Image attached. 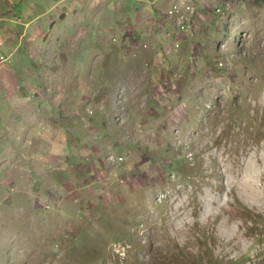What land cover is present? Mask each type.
Listing matches in <instances>:
<instances>
[{
  "label": "rangeland",
  "instance_id": "rangeland-1",
  "mask_svg": "<svg viewBox=\"0 0 264 264\" xmlns=\"http://www.w3.org/2000/svg\"><path fill=\"white\" fill-rule=\"evenodd\" d=\"M92 1L0 0V264H264V0L187 1L171 51Z\"/></svg>",
  "mask_w": 264,
  "mask_h": 264
},
{
  "label": "crops",
  "instance_id": "crops-1",
  "mask_svg": "<svg viewBox=\"0 0 264 264\" xmlns=\"http://www.w3.org/2000/svg\"><path fill=\"white\" fill-rule=\"evenodd\" d=\"M176 1L184 3L189 0H117V13L120 15L117 17L119 20L116 22L117 24H120V28L125 30L122 39L124 44H122L121 48L127 51L135 49H129L126 41H124L126 35L130 36L128 32L131 29L133 30V33H147L145 37L142 36L140 38L143 43L150 44L151 39L153 45L156 44V41L159 42L158 44L161 42L167 45L168 38L165 33L159 32L156 34L158 35L157 40H154L156 35L153 36L152 32L155 29H172L175 28V26H178V17L175 15L170 18V11H168V8ZM92 2V0H53V13L56 15V18H59V20H62V18L74 20V27H76V23L83 22L84 20L82 19V14L87 17L89 16L88 13L92 12ZM125 2L133 5L130 12L126 11L127 9H125L123 5ZM91 15L92 14H90V17ZM59 16L63 17L60 18ZM4 17H6V15L3 16V19ZM112 21H114L113 18ZM42 23H44V20H42ZM1 24H3V21ZM132 41H135L134 38L129 40V42ZM0 43V55L3 56L0 62V128L2 131L5 130V132H7L8 129H5V127L8 126V104H11L10 101L8 102V30H4L3 33L0 31ZM168 43L170 44L171 51L172 43L171 41H168ZM158 49L160 50V46ZM163 49L165 50V46ZM136 53L134 52L132 54L133 60L138 58ZM1 135L2 133H0V138Z\"/></svg>",
  "mask_w": 264,
  "mask_h": 264
},
{
  "label": "built area",
  "instance_id": "built-area-1",
  "mask_svg": "<svg viewBox=\"0 0 264 264\" xmlns=\"http://www.w3.org/2000/svg\"><path fill=\"white\" fill-rule=\"evenodd\" d=\"M191 9V5L189 3H180L178 1L174 2L169 8L168 11H170V18L172 16H177L178 17V26L183 27V19H184V15L185 13L188 12V10ZM166 81H163L158 88V90L160 91V93H165L166 91Z\"/></svg>",
  "mask_w": 264,
  "mask_h": 264
}]
</instances>
